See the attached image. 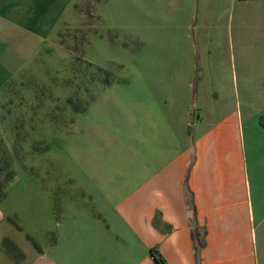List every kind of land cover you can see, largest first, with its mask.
Returning a JSON list of instances; mask_svg holds the SVG:
<instances>
[{
  "label": "crops",
  "instance_id": "1",
  "mask_svg": "<svg viewBox=\"0 0 264 264\" xmlns=\"http://www.w3.org/2000/svg\"><path fill=\"white\" fill-rule=\"evenodd\" d=\"M49 4L0 0L3 59L17 65L41 38L38 16ZM199 7L181 0L168 9L172 19L138 58L132 88L96 105L105 114L92 116L84 152L68 169L83 200L35 264H264V104L239 117L231 94L203 86L194 38L205 28H189ZM153 43L165 49L155 59Z\"/></svg>",
  "mask_w": 264,
  "mask_h": 264
},
{
  "label": "rangeland",
  "instance_id": "2",
  "mask_svg": "<svg viewBox=\"0 0 264 264\" xmlns=\"http://www.w3.org/2000/svg\"><path fill=\"white\" fill-rule=\"evenodd\" d=\"M50 1L38 16L45 32L32 38L17 65L2 58L0 43V76L14 67L0 86V264H35L52 247L69 207L83 200L68 169L84 152L92 116L105 114L96 105L132 88L138 58L165 33L168 9L181 0H59L54 15L57 0ZM190 3L200 7L189 28H205L198 38L206 43L199 46L197 33L194 38L203 86L231 94V103L222 97L239 117L248 107L258 109L264 104V0ZM30 20L38 30L40 23ZM153 45L155 59L165 49Z\"/></svg>",
  "mask_w": 264,
  "mask_h": 264
},
{
  "label": "built area",
  "instance_id": "3",
  "mask_svg": "<svg viewBox=\"0 0 264 264\" xmlns=\"http://www.w3.org/2000/svg\"><path fill=\"white\" fill-rule=\"evenodd\" d=\"M151 255H152L153 258H157L158 257V253H156V251H154V250L152 251Z\"/></svg>",
  "mask_w": 264,
  "mask_h": 264
},
{
  "label": "trees",
  "instance_id": "4",
  "mask_svg": "<svg viewBox=\"0 0 264 264\" xmlns=\"http://www.w3.org/2000/svg\"><path fill=\"white\" fill-rule=\"evenodd\" d=\"M153 251V250H152Z\"/></svg>",
  "mask_w": 264,
  "mask_h": 264
}]
</instances>
